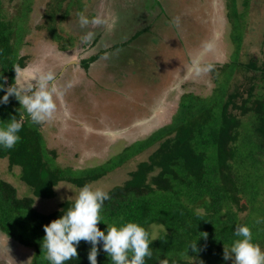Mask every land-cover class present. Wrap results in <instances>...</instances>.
I'll list each match as a JSON object with an SVG mask.
<instances>
[{
    "label": "trees",
    "instance_id": "16d2710c",
    "mask_svg": "<svg viewBox=\"0 0 264 264\" xmlns=\"http://www.w3.org/2000/svg\"><path fill=\"white\" fill-rule=\"evenodd\" d=\"M225 1L229 23L233 31L238 30L242 14L237 9V0ZM62 2L64 0L58 1L57 11L48 10L45 14L49 36L60 43L63 38L57 33L55 23L65 20L71 7L69 4L56 17ZM246 5L244 1V7ZM26 11L29 12L27 0L9 19L3 14L0 0V75L6 78L5 87L16 83L14 69L17 66L24 68L25 58L19 57V50L25 34ZM152 26L153 23L130 37L136 39L151 31ZM233 38L238 51L241 40ZM119 46L122 45L115 44L113 48ZM60 48L61 51L67 50L65 46ZM104 53L98 52L83 62L85 77H93ZM222 68L227 76L209 96L191 92L182 94L168 124L145 139L128 145L108 161L84 169L58 166L56 153L45 146L41 123L31 122L20 109L19 102L9 97L8 104L0 105V122H7L12 116H24L25 119L18 133L19 142L12 149L0 148V159H7L11 169L20 168L19 179L31 190L32 197L18 198L16 189L0 179V234L21 247L31 249L30 264H49L41 248L45 235L42 226L59 218L73 201L64 202L58 210L43 214L34 209V198L53 199L54 189L61 182L77 188L89 185L155 148L147 160L130 172L122 185L108 191L110 199L104 202L102 223L97 225L100 230H104L107 224L120 225L127 221L144 226L153 240L150 244L153 255L145 258V264H159V260L164 258L169 260V264H191L183 253L196 239L198 251L193 253L189 248L186 252L188 257H195L203 264H227L223 259V246L228 247L237 239L233 231L238 225H247L251 229L253 243L262 242L264 204L260 195L264 185L261 160L264 156V61L258 64L251 59L243 64L234 59ZM239 71L253 73L247 79L248 87L244 92L240 87L230 92V82ZM115 77L110 74L105 80L110 85L105 84L106 89H115L112 82L126 86L124 80L131 78L121 77L120 80ZM72 97L63 99L68 105L71 101L73 109L71 118H67L72 126L65 136L67 141L76 138L80 123L84 121V114L76 104L80 96ZM241 200H245L249 207V214L244 219L239 217V213L247 207L242 206ZM258 219L260 223L256 222ZM153 225H163L155 239L150 231ZM90 247L89 243L80 241L77 257L65 264H89L87 254ZM97 264H112V261L106 253L99 251Z\"/></svg>",
    "mask_w": 264,
    "mask_h": 264
},
{
    "label": "rangeland",
    "instance_id": "374dc122",
    "mask_svg": "<svg viewBox=\"0 0 264 264\" xmlns=\"http://www.w3.org/2000/svg\"><path fill=\"white\" fill-rule=\"evenodd\" d=\"M24 1L1 0L3 14L9 19L15 16ZM58 1L27 0L29 12L26 11L25 34L19 50V57L25 58L24 68L16 74L15 80L16 83L28 80L33 71L51 73L54 79L49 83L63 93L62 101H57L54 118L41 123L45 146L56 153V164L62 168L97 166L128 145L145 139L169 123L182 94L209 96L227 76L222 68L224 64L234 59L243 64L251 59L258 64L264 61V0H237L242 18L239 29L234 31L227 18L225 0H64L56 17L69 4L71 7L67 18L55 23L57 33L63 38L61 43L49 36L45 18L48 10L57 11ZM77 13H83L90 20L100 17L111 27L81 26ZM175 17L180 18L179 27L169 23ZM130 19L133 23H128ZM152 23L148 33L136 39L130 37ZM89 31L94 35L87 41L84 37ZM233 37L241 40L238 51ZM112 43L122 46L114 50ZM64 46L67 50L61 51L60 47ZM100 47L99 52H105L98 61L101 64L95 67L93 77H85L86 69L82 64L96 55ZM197 55L203 64H211L212 70L200 77H191L187 70ZM110 74L120 80L121 77L131 78L124 80L126 86L112 82L115 89H106L104 85L109 84L105 80ZM252 75V72H237L230 82V92L238 87L244 92L248 87L247 79ZM78 95L80 100L76 104L84 114V121L76 138L67 141L65 136L72 130L67 118H71L73 109L72 102L68 105L63 99ZM154 149L89 185L107 192L122 185ZM261 160L264 176V156ZM19 175L20 168L11 169L7 159H0V179L16 189L18 198H31V190L21 182ZM77 189L61 182L54 189L53 199L34 198L33 207L43 214L54 212L60 204L73 201ZM260 199L264 204V185ZM241 204L247 207L239 213L244 219L249 207L245 200H241ZM161 230L159 226H151V237L157 238ZM257 244L264 250V240ZM31 259V249L0 234V264H30Z\"/></svg>",
    "mask_w": 264,
    "mask_h": 264
},
{
    "label": "clouds",
    "instance_id": "9594fccd",
    "mask_svg": "<svg viewBox=\"0 0 264 264\" xmlns=\"http://www.w3.org/2000/svg\"><path fill=\"white\" fill-rule=\"evenodd\" d=\"M77 15L81 26L91 24L111 27L108 21L100 17L90 20L83 13ZM169 23L179 27L180 18L175 17ZM93 35L94 33L89 31L84 39L90 41ZM211 70L212 65L203 64L201 57L197 55L191 60L187 71L191 77H200ZM14 71L17 74L21 69L17 66ZM53 79L51 73L33 71L30 79L13 82L5 87L6 78L0 75V91L3 92L0 96V105L8 104L9 97H14L31 122L39 124L51 120L57 111V101H62L63 96L55 84L49 83ZM32 81H35V84ZM24 119V116L19 118L12 116L7 122H0V148L12 149L19 142L18 133ZM108 199L110 196L106 190L86 184L77 189L71 206L59 218L42 226L45 235L41 241V248L49 264H65L66 261L76 258L80 241L91 245L87 254L89 264H97L99 251L106 253L112 264H145V258L152 257L150 244L153 240L144 226L127 221L120 225L107 224L104 230L97 227L98 223H102L101 210ZM256 222L261 221L258 219ZM159 227L163 229V225ZM233 235L237 239H234L230 246H223L225 261L230 260L231 264H264V250L252 242V232L247 225L236 226ZM196 241L197 239L188 244L183 255L191 264H203V261L186 255L189 248L193 253L198 251ZM159 264H169V260L160 259Z\"/></svg>",
    "mask_w": 264,
    "mask_h": 264
},
{
    "label": "crops",
    "instance_id": "0c3cea01",
    "mask_svg": "<svg viewBox=\"0 0 264 264\" xmlns=\"http://www.w3.org/2000/svg\"><path fill=\"white\" fill-rule=\"evenodd\" d=\"M118 4V3H117ZM101 46L103 45V44H100ZM111 45H113V46H115V43H112ZM101 49V47L100 48H98V51H96L97 53L99 52V51H101L100 50ZM114 50H116V48H113ZM115 55V53H113V56ZM114 58V57H113ZM113 75V74H112Z\"/></svg>",
    "mask_w": 264,
    "mask_h": 264
},
{
    "label": "flooded vegetation",
    "instance_id": "af4514ba",
    "mask_svg": "<svg viewBox=\"0 0 264 264\" xmlns=\"http://www.w3.org/2000/svg\"><path fill=\"white\" fill-rule=\"evenodd\" d=\"M125 19H126V18H125ZM133 21H134L133 19H130V21H129L128 23H133ZM124 23H125V24H128V23H126V21H124Z\"/></svg>",
    "mask_w": 264,
    "mask_h": 264
}]
</instances>
